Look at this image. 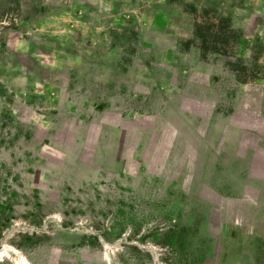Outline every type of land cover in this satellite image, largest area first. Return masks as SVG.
Wrapping results in <instances>:
<instances>
[{"label": "rangeland", "instance_id": "1", "mask_svg": "<svg viewBox=\"0 0 264 264\" xmlns=\"http://www.w3.org/2000/svg\"><path fill=\"white\" fill-rule=\"evenodd\" d=\"M0 264H264V0H0Z\"/></svg>", "mask_w": 264, "mask_h": 264}]
</instances>
